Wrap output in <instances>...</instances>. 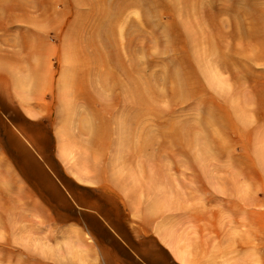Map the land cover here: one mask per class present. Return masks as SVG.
Listing matches in <instances>:
<instances>
[{
	"label": "rangeland",
	"instance_id": "1",
	"mask_svg": "<svg viewBox=\"0 0 264 264\" xmlns=\"http://www.w3.org/2000/svg\"><path fill=\"white\" fill-rule=\"evenodd\" d=\"M257 12L0 0V264H101L77 195L125 206L179 264H264Z\"/></svg>",
	"mask_w": 264,
	"mask_h": 264
},
{
	"label": "crops",
	"instance_id": "2",
	"mask_svg": "<svg viewBox=\"0 0 264 264\" xmlns=\"http://www.w3.org/2000/svg\"><path fill=\"white\" fill-rule=\"evenodd\" d=\"M71 200L77 209L83 211L78 216V229L97 249L101 264H179L154 239L134 238L132 216L126 215L125 206L120 213L108 196L100 198V205L96 198L86 200L80 195L71 197ZM111 206L112 214L108 211Z\"/></svg>",
	"mask_w": 264,
	"mask_h": 264
},
{
	"label": "bare ground",
	"instance_id": "3",
	"mask_svg": "<svg viewBox=\"0 0 264 264\" xmlns=\"http://www.w3.org/2000/svg\"><path fill=\"white\" fill-rule=\"evenodd\" d=\"M104 4V3H103ZM53 6V5H52ZM228 9H229V7H228ZM222 9H220V11H221ZM226 11H228V10H226ZM233 12V11H232ZM225 13V12H224ZM218 14V13H217ZM220 15H222V14H219V16ZM227 15V14H226ZM213 18V17H212ZM212 20V19H211ZM253 21H254V23H260L261 21H264V13H262V12H257V15L253 18ZM262 26H264V25H262ZM261 28V27H260ZM262 29V28H261ZM258 30V29H257ZM100 31V30H99ZM257 32V31H256ZM255 32V33H256ZM255 33H254V35H255ZM258 34V33H257ZM209 50V49H208ZM234 50V49H233ZM237 50V49H236ZM214 52V51H213ZM238 52H240V51H238ZM252 52H255V51H251V53ZM210 54V53H209ZM233 54H235V53H233ZM241 54H244V53H241ZM246 54V53H245ZM255 54V53H254ZM254 54H251V55H249V53H247V55H248V57L249 56H251L250 58V60H257V59H259V58H256L255 56H254ZM212 55V54H211ZM223 55H224V53H223ZM243 56V55H242ZM245 56V55H244ZM256 56H258L257 54H256ZM245 58H246V56H245ZM255 58V59H254ZM260 59H262V58H260ZM233 79H234V77H233ZM140 84V83H139ZM137 84H135V86H136ZM141 87V86H140ZM130 88V87H129ZM137 88H138V86H137ZM141 89V88H140ZM138 92V91H137ZM139 92H140V90H139ZM134 93V92H133ZM144 96V95H143ZM138 97H139V95H138ZM138 97H136V98H138ZM144 98V97H143ZM139 100V99H138ZM143 100V99H142Z\"/></svg>",
	"mask_w": 264,
	"mask_h": 264
}]
</instances>
